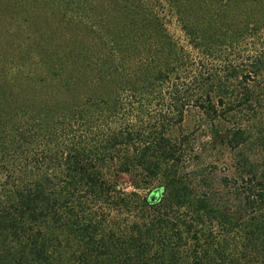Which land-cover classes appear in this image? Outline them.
I'll return each instance as SVG.
<instances>
[{"label": "trees", "instance_id": "1", "mask_svg": "<svg viewBox=\"0 0 264 264\" xmlns=\"http://www.w3.org/2000/svg\"><path fill=\"white\" fill-rule=\"evenodd\" d=\"M263 119L264 0H0V264H264Z\"/></svg>", "mask_w": 264, "mask_h": 264}, {"label": "rangeland", "instance_id": "2", "mask_svg": "<svg viewBox=\"0 0 264 264\" xmlns=\"http://www.w3.org/2000/svg\"><path fill=\"white\" fill-rule=\"evenodd\" d=\"M165 16L167 18L166 20H168L167 21V27H168L169 31L175 37L182 38V36H183L182 31L180 30V28H179L178 24L176 23L174 17H172V15L168 11L165 12ZM257 128H259L260 130L257 131ZM257 128L253 129V132L251 133L250 142H252V144H253L254 138L259 136L260 137L259 143H260V146L262 149V148H264V119L262 120L261 124ZM252 144L251 145L248 144L247 148L248 149L251 148L252 151H257L259 148L257 149L256 147L252 146ZM223 152H225L224 155L220 154L218 157V160L215 163V166L211 168L213 171V175H214L216 184H218V182L222 180V177H224L225 175H228L230 172L232 173V171L234 172V170H235L234 169L235 168L234 163L231 160L230 156L227 154V151H223ZM123 180L125 182L128 181L127 177H124ZM126 185H128V184H126Z\"/></svg>", "mask_w": 264, "mask_h": 264}, {"label": "water", "instance_id": "3", "mask_svg": "<svg viewBox=\"0 0 264 264\" xmlns=\"http://www.w3.org/2000/svg\"><path fill=\"white\" fill-rule=\"evenodd\" d=\"M155 196H156V194H155Z\"/></svg>", "mask_w": 264, "mask_h": 264}]
</instances>
